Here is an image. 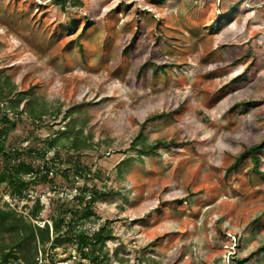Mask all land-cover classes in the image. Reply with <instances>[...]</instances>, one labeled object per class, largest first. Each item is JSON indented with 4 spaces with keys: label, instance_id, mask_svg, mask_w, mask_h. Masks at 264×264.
I'll use <instances>...</instances> for the list:
<instances>
[{
    "label": "rangeland",
    "instance_id": "obj_1",
    "mask_svg": "<svg viewBox=\"0 0 264 264\" xmlns=\"http://www.w3.org/2000/svg\"><path fill=\"white\" fill-rule=\"evenodd\" d=\"M4 115L33 181L0 210L69 229L10 264H94L100 225L95 264H264V0H0Z\"/></svg>",
    "mask_w": 264,
    "mask_h": 264
},
{
    "label": "trees",
    "instance_id": "obj_2",
    "mask_svg": "<svg viewBox=\"0 0 264 264\" xmlns=\"http://www.w3.org/2000/svg\"><path fill=\"white\" fill-rule=\"evenodd\" d=\"M56 4L62 6V0H55ZM16 124L5 115L0 118V156L4 161V165L0 168V184L5 183L10 193L16 196H21L22 193L27 190L30 183L33 181L31 178L27 179L25 174L30 172V166L20 158V153L17 150L13 152L6 150L5 139L8 133L15 128ZM264 146L254 145L247 148L240 154V158L246 155L250 156L254 161L255 166H258L260 161V155L258 151L263 149ZM156 146H144L140 152L150 153L155 151ZM76 199L81 202V194L75 196ZM96 194L92 193L87 198L83 217L88 218L93 214L91 205L96 201ZM62 218L54 220L52 223V232H50L49 224L46 222L43 226L32 224L27 222L22 215H13L11 210H0V229L13 235L14 239L4 244H0V264H10L13 259L17 260L19 257L15 252V248H19L22 244L29 243L33 245V254L37 253L38 244L44 245L51 242L53 245L62 243L68 230L62 232ZM70 222L68 225H72ZM111 237V230L106 225H100L96 231L90 236L80 233L77 235L76 243L78 247H81L80 253H83V257H88L94 264L97 263V256H89L83 252L90 246V250L94 251V246L97 244H104ZM259 249L264 250V246ZM30 251V249H29ZM29 253L23 256V259L28 264H35L34 255Z\"/></svg>",
    "mask_w": 264,
    "mask_h": 264
}]
</instances>
